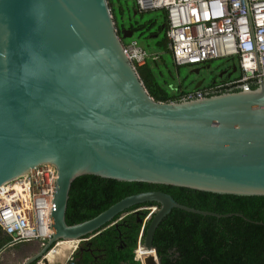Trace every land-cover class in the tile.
<instances>
[{"label":"water","instance_id":"obj_1","mask_svg":"<svg viewBox=\"0 0 264 264\" xmlns=\"http://www.w3.org/2000/svg\"><path fill=\"white\" fill-rule=\"evenodd\" d=\"M115 26L108 0H0V187L41 165L58 173L53 237L25 264L60 242L88 241L141 204L160 209L145 220L140 244L157 261L140 264H161L153 238L173 209L228 217L154 191L70 226L69 195L81 177L264 197V87L155 102L123 52L135 31Z\"/></svg>","mask_w":264,"mask_h":264},{"label":"trees","instance_id":"obj_2","mask_svg":"<svg viewBox=\"0 0 264 264\" xmlns=\"http://www.w3.org/2000/svg\"><path fill=\"white\" fill-rule=\"evenodd\" d=\"M108 1L115 17L112 1ZM163 25L164 28L161 27L160 31L166 32V15ZM130 26L132 29L136 26L137 30L149 29L147 23L143 25L144 28L136 22ZM118 33L120 36L119 31ZM158 46L169 51L166 35ZM152 62L154 66L146 60L145 64L137 69L149 96L159 103L180 100L185 93L170 95L165 85L160 82L163 73L159 70L158 62ZM154 191L168 194L177 203L195 210L228 215L218 218L173 209L162 220L153 238V246L161 258V264H264V197L219 195L178 187L125 183L85 176L78 178L72 185L66 222L70 226L86 222L126 197ZM153 207L160 209L157 203H146L117 216L114 226L106 228L91 239L86 237L85 239L89 240L82 242L71 262L140 264L135 252L139 243L144 244L145 237L143 235L141 238L140 235L143 226L145 231L148 227L149 222L145 220ZM10 241L11 238L6 236L0 227V251L7 247ZM20 246L16 245L15 248L20 249ZM142 251L145 252L143 247Z\"/></svg>","mask_w":264,"mask_h":264},{"label":"built area","instance_id":"obj_3","mask_svg":"<svg viewBox=\"0 0 264 264\" xmlns=\"http://www.w3.org/2000/svg\"><path fill=\"white\" fill-rule=\"evenodd\" d=\"M137 4L141 11L165 13L166 38L176 66L198 67L226 59L240 71L234 80H220L208 88L185 93L180 100L264 87V0H137ZM122 48L137 72L147 60L145 51L136 42ZM57 181L56 168L41 165L0 187V227L11 238L5 248L29 242L45 246L52 239ZM154 212L153 207L150 214Z\"/></svg>","mask_w":264,"mask_h":264},{"label":"rangeland","instance_id":"obj_4","mask_svg":"<svg viewBox=\"0 0 264 264\" xmlns=\"http://www.w3.org/2000/svg\"><path fill=\"white\" fill-rule=\"evenodd\" d=\"M111 1L115 10V17L112 15L113 22L116 25L115 27L118 28L119 31L120 29H122V27L128 28L130 22L133 24L136 22V24L139 26H143L146 23L149 25V29H147V31L136 30L134 35L129 39L123 40V43L125 45H129L132 42H136L138 47L145 51L147 56V62L150 65L154 66L152 64V60H156L158 62L159 70L163 73V78L160 77V82L165 85L170 95H177L179 92H184L186 94L193 93L195 92L194 88L199 81H203V85L200 89L208 88L212 85L214 80H217V82H219L218 75L222 71L230 67L231 61H228L226 59L213 60L205 65H200L198 67H191L188 65L180 67L176 66L171 51H166L158 46V43L161 42L166 35V32L164 30L160 31V28L162 27L163 21L165 19V13L163 11L157 10L141 11L138 7L137 0ZM134 12H136L135 15ZM195 69H200L199 75H195L194 73H192V71ZM239 76L240 71L233 74L230 79L234 80ZM226 79L227 78L225 77L224 80ZM77 243L73 244L74 247L78 246L77 249H79L82 242H80L78 245ZM56 247L57 246L54 245L49 251L46 252L44 256H42L36 261V264L72 263L71 261L73 255L77 251V249L75 251L72 250L66 252L65 256L61 257L59 260V256H56V258L53 259L51 262L46 260L48 254L52 250H55ZM139 248L137 250V256L140 260H142L139 254ZM19 250L20 249H16L15 246L5 248L3 250V253L1 254L0 264H25L27 261V255L29 256L33 254L34 256L38 252H40V248H36L35 250H27L28 252L22 250L19 252Z\"/></svg>","mask_w":264,"mask_h":264},{"label":"bare ground","instance_id":"obj_5","mask_svg":"<svg viewBox=\"0 0 264 264\" xmlns=\"http://www.w3.org/2000/svg\"><path fill=\"white\" fill-rule=\"evenodd\" d=\"M74 242H64V243H59L58 246L55 248V250H52L48 256L46 257V260H48L49 262H51L53 259L56 258V256H59L58 260L65 256L66 252L68 251H72L74 248ZM139 254L141 256V261H144L145 258L149 257V256H153V258L155 259V261H157L155 253L153 251L149 252L146 251L143 253L142 251V247L139 248ZM66 258V257H65ZM139 259V258H138ZM63 260V259H61ZM60 260V262H61ZM140 260V259H139Z\"/></svg>","mask_w":264,"mask_h":264},{"label":"flooded vegetation","instance_id":"obj_6","mask_svg":"<svg viewBox=\"0 0 264 264\" xmlns=\"http://www.w3.org/2000/svg\"><path fill=\"white\" fill-rule=\"evenodd\" d=\"M133 24V23H132ZM131 22H130V24L128 25V28L127 29H130V30H137L136 29V27L134 28V29H132L131 28ZM123 28H125V27H123ZM144 30H146L147 31V29L145 28V29H142V31H144ZM232 66H235L236 68H237V71H236V73L239 71V69H238V67L236 66V64L234 63V62H231V65H230V67L228 68V69H226L227 70V74L228 73H230L231 72V69H232ZM227 78V75H224V78ZM224 78L222 79V80H224ZM38 249V248H40V251L42 250V248H43V246H41V244L40 243H38V242H29V243H23V244H21V246H20V250H19V252L22 250V251H25V252H28L27 250H35V249ZM39 253V252H38ZM31 256H33V254L32 255H27V260H29L30 259V257ZM35 256V255H34ZM26 258V257H25Z\"/></svg>","mask_w":264,"mask_h":264},{"label":"crops","instance_id":"obj_7","mask_svg":"<svg viewBox=\"0 0 264 264\" xmlns=\"http://www.w3.org/2000/svg\"><path fill=\"white\" fill-rule=\"evenodd\" d=\"M117 29H118V28H117ZM140 237H141V235H140ZM141 238H142V237H141ZM140 240H141V239H139V241H140ZM140 244H141V243H139L138 248L140 247ZM141 245H142V244H141ZM138 248H137V250H138ZM77 250H78V249H77ZM137 250H136V252H137ZM136 252H135V254H136ZM31 257H33V256H31ZM31 257H30V258H31Z\"/></svg>","mask_w":264,"mask_h":264},{"label":"clouds","instance_id":"obj_8","mask_svg":"<svg viewBox=\"0 0 264 264\" xmlns=\"http://www.w3.org/2000/svg\"><path fill=\"white\" fill-rule=\"evenodd\" d=\"M136 257H137V252H136ZM138 260V258H136ZM139 261V260H138Z\"/></svg>","mask_w":264,"mask_h":264}]
</instances>
